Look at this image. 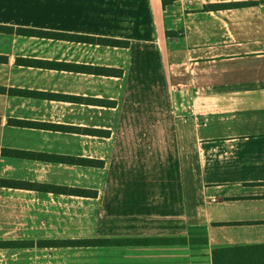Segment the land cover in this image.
Returning a JSON list of instances; mask_svg holds the SVG:
<instances>
[{
	"label": "crops",
	"instance_id": "crops-1",
	"mask_svg": "<svg viewBox=\"0 0 264 264\" xmlns=\"http://www.w3.org/2000/svg\"><path fill=\"white\" fill-rule=\"evenodd\" d=\"M62 7L107 11L89 28L69 14L62 29L32 24L31 9L0 14V218L22 220L0 224V264H211L215 247L264 243V0ZM134 43L162 59L137 89L129 73L87 68H118Z\"/></svg>",
	"mask_w": 264,
	"mask_h": 264
},
{
	"label": "rangeland",
	"instance_id": "rangeland-1",
	"mask_svg": "<svg viewBox=\"0 0 264 264\" xmlns=\"http://www.w3.org/2000/svg\"><path fill=\"white\" fill-rule=\"evenodd\" d=\"M63 1L65 0H0V14L2 13L4 14L3 10H8V8L10 7L25 8L27 10L31 9L33 11V14L36 16L35 19H37L32 24H38L39 26H49L51 28L62 29L63 28L62 24L65 19H68L69 14L87 20L88 25H84V27L89 28V27H93V24H95L94 16L96 14H99L103 11L105 13L107 11L102 9L79 10V9L63 8L62 7ZM92 1L100 3L103 0H92ZM51 4H54L56 7L55 8L52 7ZM25 5H29V6L25 7ZM7 17H13V16L7 14ZM105 18L107 17H104V19ZM66 28H68V25ZM89 31L90 29H88L87 32ZM94 32L95 31H91V33ZM136 46H138V44L135 45L134 43V47H130V50L129 51L127 50L126 52H124V50L121 49L119 51L120 52V55L118 57L119 61L115 59L116 62L115 63L112 62V64L120 68L121 72L123 71L124 75L121 78L122 81L130 80L129 77L127 78V73L133 75L134 82L136 83L135 88L137 89L138 83L141 82V80L144 77L148 76L146 75V73L145 74L143 73L144 67L157 66L160 63H162V59H160L158 52L157 53L154 52L153 55L147 58L145 57L143 48L136 49ZM153 80H156V78H153ZM145 81H147V78L145 79ZM140 94H141L140 96L141 99L144 98L147 94V90H143L142 92H140ZM15 213L13 212L12 209L7 210L5 215L1 216L0 224L4 223L7 225L8 228L10 227L12 228V225L14 223L19 224L20 221H22L21 216H18ZM3 236L15 237V234L8 232V233H4Z\"/></svg>",
	"mask_w": 264,
	"mask_h": 264
},
{
	"label": "trees",
	"instance_id": "trees-1",
	"mask_svg": "<svg viewBox=\"0 0 264 264\" xmlns=\"http://www.w3.org/2000/svg\"><path fill=\"white\" fill-rule=\"evenodd\" d=\"M2 28V27H0ZM22 33H38V34H48L53 37H60L64 39L71 40H85L90 42H96L104 46L110 47H126L128 42L123 39L107 38V37H89L82 35H71L65 33H46L41 30H30V29H20ZM169 33V31H166ZM84 68V67H82ZM91 69L93 73H101L104 75H117L120 76V68H109V67H87ZM104 104H109L110 101H103ZM94 132V130H89ZM100 132V131H99ZM103 133H106L103 131ZM47 160L55 162L64 163H78L88 166H100L102 161L92 160V159H79L68 156L60 155H47L45 156ZM6 184L18 187H28L37 190H45L51 192H84L79 188H67L64 186L53 185V184H42V183H30V182H7ZM2 244V243H1ZM7 247L14 246V241H7ZM211 264H264V243L255 244H245V245H235V246H225V247H215L211 249Z\"/></svg>",
	"mask_w": 264,
	"mask_h": 264
}]
</instances>
